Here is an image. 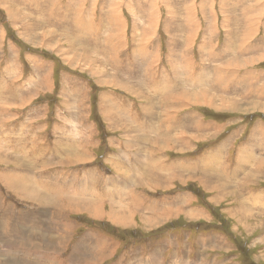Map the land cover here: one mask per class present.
Wrapping results in <instances>:
<instances>
[{"label": "rangeland", "instance_id": "rangeland-1", "mask_svg": "<svg viewBox=\"0 0 264 264\" xmlns=\"http://www.w3.org/2000/svg\"><path fill=\"white\" fill-rule=\"evenodd\" d=\"M52 1L0 0V228L9 213L17 227H23L28 218L47 227L46 219L52 211L57 224L63 226L62 238L42 234L28 243L21 238L7 244V238L0 236V264L27 263L23 258H31L34 252L40 254L41 247L53 248L54 255L65 254L62 257L70 264H264V225L257 228L258 232L253 224L257 220L248 222V211L241 198L232 193V161L230 157L224 158L221 149L217 150L230 140L223 136L227 133L224 125L221 133L215 132V122L223 116L231 120L232 112L219 110L222 103H217L214 81L209 84L203 80L198 90L179 95L185 87L182 79L177 74L176 81L163 77L164 72L175 69L174 57H169L166 49H150L158 40L163 38L167 43L172 38H166V25L174 27L170 33L178 40V32L184 28V21L179 20L183 10L175 17L162 0L154 24L139 22L136 32H122L124 36L137 37L138 54H144V70L148 66L146 59L151 56L153 61V68L147 69L151 76L141 79V73L131 84L126 81L130 78L121 75L111 78L107 68L114 67L97 57V53L103 40L106 42L111 22L120 27L117 20L122 18L131 27L133 17L124 11V6L139 0H117L113 9H123L122 15L106 8L112 0ZM142 1L141 10L152 0ZM139 13L144 19L149 12ZM95 34L97 39L92 44ZM211 34L214 41L216 33L211 31V25L203 24L200 41L210 44ZM114 39L112 32L107 38L111 41L109 46ZM117 51L108 48V53ZM197 52L201 53L198 49ZM119 60L128 61L123 57ZM133 64L140 67L138 61ZM211 66L200 62L196 69L209 71ZM72 86L79 92L77 98L83 104L80 110L87 105L91 121L86 125L81 117V126L74 129L71 119L62 117L63 101ZM127 86L133 87L134 94ZM160 94L163 97L159 98ZM163 98L171 105L167 111H158V100L163 102ZM138 114H145L141 118L144 128L151 115L160 125H172L173 136L162 137L160 148L156 145L153 150L149 143L144 150L147 142L136 135L139 129L134 122L139 120L134 117ZM189 123L196 132L191 142L186 134ZM200 125L205 128L202 126L201 130ZM112 127L121 136L109 135ZM205 129L211 137L202 139ZM126 139L131 144H126ZM143 144L144 153L136 148ZM152 155L157 159H148ZM125 158L129 166L139 171V177L124 170L121 162ZM45 167L61 175L52 176V182L42 181ZM34 169L41 177L40 183L31 173ZM83 173L99 177L105 192L100 203L64 201L72 186L71 174ZM4 174L18 188L33 185L36 199L12 189ZM45 185L53 186L45 192ZM85 192L88 197L100 196L89 195L87 189ZM121 200H128L127 208L116 207ZM59 213L62 215L58 216ZM239 213L240 219L236 216ZM30 226V231L36 227ZM8 233L16 231L9 229ZM259 237L263 240L258 241ZM24 250L29 252L23 254Z\"/></svg>", "mask_w": 264, "mask_h": 264}, {"label": "crops", "instance_id": "crops-1", "mask_svg": "<svg viewBox=\"0 0 264 264\" xmlns=\"http://www.w3.org/2000/svg\"><path fill=\"white\" fill-rule=\"evenodd\" d=\"M67 2H69V0H66V3ZM160 2H162V0H152L151 3H145L143 10H141L142 3H144L142 0L126 2L124 11L127 14L129 13L134 21L131 27L127 22H124L122 18L117 20V22L122 24L120 27L114 26L111 22L110 29L106 33V42L103 40L102 49L97 53V57L114 67V70L109 67L107 68L109 72L108 75L111 78H120L121 75L130 78L126 80L127 82L135 84L136 82L132 79H139V74L143 73L141 79H148L149 75L151 76V73L147 70L153 68V61L150 60L151 56L149 59H146V64H148V66L147 69L144 70L142 67L144 54H138L140 43H138L137 37L132 35L124 36L122 32H136L139 22L154 24L157 19L154 15L158 14L161 8ZM116 3H118L117 0H112L110 4L106 5V8H109L111 12L118 11L115 8L113 9ZM163 5L174 13L175 17L179 11L183 10V17H180L181 19L179 20L184 21V28L179 30L177 40L173 37V34L170 33L174 27L171 25L164 26V30H162L166 33V38H172L169 39L167 43H165L162 38V40H158L152 44L153 46L151 45L152 47L150 49L155 52L166 49L168 56L174 57L176 67L170 60L167 59L166 62H170L169 64L172 63L175 69L171 73L164 72L163 77L176 81L175 75L177 74L180 79H182L181 83L183 82L185 87L180 89L181 92L179 95L184 91L192 92L193 89L198 90L203 80L209 81V84L211 81H214V94L217 103H220V101L222 103V108H219V110L232 112L231 120H229L228 116H223L220 120L215 122V132L221 133L224 125L227 133L223 136L230 140L229 142L225 141V145L219 147L217 150H222L221 154L224 155V158L230 157L232 161L231 169L233 168V171H231V175H233L231 176L233 183L232 193L237 194V196L241 198L240 200L243 202L244 208H246L247 211L250 209L248 215L251 217H247L248 222L251 223L252 220H257L254 221L253 224L256 226V231L259 232L257 228L260 229L264 225V0H165ZM147 7L148 11L146 10ZM120 11L121 12H118L121 15L124 14L123 9ZM139 11H146L149 13H146V17L142 19V17L139 16ZM111 19L109 21H111ZM203 24L206 27L211 25V31L216 33L214 41L212 39V34L211 38L208 39L210 44H208L207 41H200ZM118 28L121 32L120 34H118ZM112 32H114L115 39L112 42V46H109L111 41L109 42L107 38ZM161 37L163 36H160V38ZM95 39H97L96 34L93 36L92 44L95 43ZM107 46L108 48L114 47L118 51L116 53H108ZM145 47H147V45ZM197 49L201 53L197 52ZM120 57L128 61H120ZM117 60H119L121 64L120 67H118ZM135 61H138L140 67H137L138 64H133ZM200 62L206 65H212L209 71H205L204 69L198 71L196 67L199 66ZM114 63H116L117 69H115ZM103 66L105 67V64H103ZM138 68L141 69L140 72ZM192 69H194V74L192 73ZM96 79L100 80L101 77ZM144 82L146 85L149 84L147 81ZM127 87V90L133 93V87ZM103 91H107V88L105 87ZM78 95L79 92H76L72 86L65 95L67 99L63 101L64 109L62 117L66 120L71 119L73 129L81 126V117L84 124H91V121L88 120V113L86 112L87 105L84 106L85 109L83 108L82 111L80 110V106L83 104H80L77 98ZM138 96L140 97V95ZM160 96L163 97V94H160L158 97L160 98ZM144 100L145 99L142 101ZM158 101V111H163V109L165 111L169 110L171 105L169 100L163 98V102H161V99ZM149 106L150 102L147 107ZM140 115L137 116L139 121H135L134 123L136 128L139 129V131L136 132L137 137L140 136L142 140L147 142L144 150H146L149 143L152 144L153 150L156 145L160 148V140L162 137L173 136L172 125H160L158 122H154L152 115L148 116L149 124L147 126L149 127L146 126L144 128V123ZM56 117L60 118V114H57ZM202 126L204 125L199 126L201 130L205 128V126L204 128H202ZM153 129H160V132L153 131ZM193 132L196 133L195 129L193 130L190 124L186 130V134L190 135V142ZM127 133L130 132L127 131ZM202 133L205 134L202 139L211 137L207 129L203 130ZM82 134V132H79V135ZM109 135L121 136L114 127L111 128ZM94 136L98 137L96 133ZM125 143L131 144V141L126 139ZM143 147L144 144L141 146L136 145V148L144 153L146 151H143ZM140 158L142 160L144 156L141 155ZM148 159L157 158L152 155L148 156ZM236 159L238 161H236ZM151 164L154 167V162ZM121 165L132 177L140 176L137 169L129 166L126 158L122 160ZM41 167L43 168L44 166ZM236 167L237 174H233L236 173ZM44 170L43 175L45 176L51 175L55 177L56 174L58 176L61 175L52 169L50 171L48 167H45ZM190 170L192 169L190 168L187 170L188 173ZM66 172H63V174L65 175ZM71 175L72 181L74 180L79 183L82 192L88 189L89 184L92 185L94 183L89 181L88 178H96V175L93 173ZM133 180L135 181V178ZM95 192L94 190L93 193ZM85 194L86 193H78L70 189L64 201L81 204H83L82 202L94 201L92 197H88ZM70 213L73 214V212ZM60 215H62V213H59L58 216ZM236 216L239 219L242 218L241 213ZM55 217L57 216L54 214L55 225L63 227L57 224L56 221L58 220H56ZM25 227L28 229L31 228L29 225ZM62 232L63 230H61V232H52L40 228L35 230L33 235L30 236L34 238L35 235L55 234L57 237L62 238ZM260 239L263 240V237H259L258 241ZM56 248L58 250L57 246ZM53 250V248L50 250L44 249L40 254L34 252L33 254L35 258H37L34 264H57V256L53 254Z\"/></svg>", "mask_w": 264, "mask_h": 264}, {"label": "bare ground", "instance_id": "bare-ground-1", "mask_svg": "<svg viewBox=\"0 0 264 264\" xmlns=\"http://www.w3.org/2000/svg\"><path fill=\"white\" fill-rule=\"evenodd\" d=\"M15 1H17V0H15ZM32 1V0H31ZM52 1V0H51ZM34 2H36V1H34ZM52 2H54V1H52ZM51 2V3H52ZM14 3H16V2H14ZM23 4H24V1H23ZM55 4V3H54ZM58 4V3H57ZM56 4V5H57ZM19 5V4H18ZM25 6H28V5H25ZM49 6V5H48ZM38 7V6H37ZM28 10V9H27ZM30 10V9H29ZM53 10V9H52ZM78 10V9H77ZM31 11V10H30ZM33 11V10H32ZM28 14V13H27ZM112 14V13H111ZM114 14V13H113ZM118 14V13H117ZM75 18V17H74ZM74 18H73V20H74ZM76 19V18H75ZM57 20V19H56ZM47 22V21H46ZM55 22V21H54ZM55 25V24H54ZM60 25H61V22H60ZM58 26V25H57ZM64 26V25H63ZM59 27V26H58ZM61 27V26H60ZM150 27H152V26H150ZM64 29V28H63ZM149 29V28H148ZM67 30V29H66ZM48 32V31H47ZM50 33V32H49ZM63 33V32H62ZM52 34V33H51ZM54 34V33H53ZM59 34V33H58ZM80 34V33H79ZM80 35H82V34H80ZM55 36V35H54ZM68 36V35H67ZM66 36V37H67ZM57 37H58V35H57ZM56 37V38H57ZM197 78V77H196ZM225 83V82H224ZM204 84V83H203ZM223 86H224V84H223ZM154 92V91H153ZM209 92V91H208ZM210 94V93H209ZM172 98H174V97H172ZM126 104V103H125ZM122 106V105H121ZM127 106V105H126ZM147 107V106H146ZM126 108V107H125ZM128 110V109H127ZM122 111H124L123 109H122ZM129 111V110H128ZM127 111V113L129 114V112ZM126 113V112H125ZM124 114V113H123ZM131 114H132V112H131ZM131 114H130V116H131ZM138 115H140V114H138ZM135 116H136V114H135ZM141 116V118L143 117V116H145V114H143V115H140ZM129 117V116H128ZM134 119L135 120H138V118H135L134 117ZM183 121H185L186 119H182ZM179 123V122H178ZM60 146V145H59ZM212 158V157H211ZM210 158V159H211ZM239 158H240V156H239ZM213 161V160H212ZM215 162V161H214ZM213 162V163H214ZM193 164V163H192ZM194 168V167H193ZM219 168V167H218ZM225 168V167H224ZM188 169V168H187ZM222 172H224V171H222ZM233 174H236V173H233ZM6 177H4L5 179H6V181L8 182V183H6L7 185H10V187L13 189H15V190H18V191H20V190H22V191H24V192H26L27 194H22L23 196H26V197H33V198H35L36 199V197L34 196V190H35V187L33 186V185H31V186H26L24 189H22V188H18V184L14 181V180H12L11 179V177L10 176H8V175H6V174H4ZM229 175V174H228ZM231 176H233V175H231ZM225 177V176H224ZM229 177V176H228ZM227 177V178H228ZM223 178V177H222ZM231 178V177H230ZM91 179L93 180V181H95V182H98V180H99V177H98V179H96V178H92V177H90V181H91ZM226 182H228V181H226ZM100 183V182H99ZM102 183V182H101ZM106 183V182H105ZM95 184H97V183H95ZM51 190V189H50ZM49 193H53L52 191H49ZM94 198H99L100 196H98V197H96V196H93ZM104 200V199H103ZM130 209V208H129ZM250 211V209L248 210V212ZM252 214V213H251ZM32 222V221H31ZM99 240V239H98ZM100 245H102V244H100ZM99 248V247H98ZM83 255H84V257H85V255H86V252H83L82 253ZM101 257H104V256H102L101 254H99ZM14 256V255H13ZM72 256H74L73 254H72ZM99 256V257H100ZM92 259H93V257H92ZM91 259V260H92ZM154 259V258H153ZM89 260V259H88ZM90 260V261H91ZM156 261V260H155Z\"/></svg>", "mask_w": 264, "mask_h": 264}, {"label": "built area", "instance_id": "built-area-1", "mask_svg": "<svg viewBox=\"0 0 264 264\" xmlns=\"http://www.w3.org/2000/svg\"><path fill=\"white\" fill-rule=\"evenodd\" d=\"M123 202L125 203V205H127V206H128V200H124ZM140 260H141V259H140V257H139L137 261H139V262H140Z\"/></svg>", "mask_w": 264, "mask_h": 264}]
</instances>
